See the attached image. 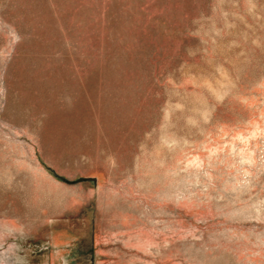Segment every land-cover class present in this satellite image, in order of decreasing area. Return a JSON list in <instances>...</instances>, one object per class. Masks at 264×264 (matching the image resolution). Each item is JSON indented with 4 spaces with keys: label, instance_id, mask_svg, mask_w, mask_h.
I'll return each instance as SVG.
<instances>
[{
    "label": "rangeland",
    "instance_id": "1",
    "mask_svg": "<svg viewBox=\"0 0 264 264\" xmlns=\"http://www.w3.org/2000/svg\"><path fill=\"white\" fill-rule=\"evenodd\" d=\"M0 264H264V0H0Z\"/></svg>",
    "mask_w": 264,
    "mask_h": 264
}]
</instances>
